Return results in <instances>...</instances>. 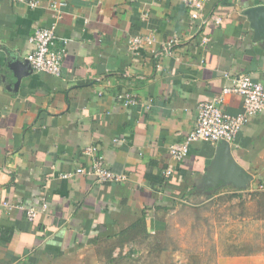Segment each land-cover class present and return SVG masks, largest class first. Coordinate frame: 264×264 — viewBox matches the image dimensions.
<instances>
[{
	"label": "crops",
	"instance_id": "obj_1",
	"mask_svg": "<svg viewBox=\"0 0 264 264\" xmlns=\"http://www.w3.org/2000/svg\"><path fill=\"white\" fill-rule=\"evenodd\" d=\"M36 1L0 2V200L38 212L29 221L20 209L0 208V264L148 263L195 247L215 249L204 264H264V240L241 256L217 252L234 238L228 224L239 232L255 225L264 237V111L230 143L252 176L246 189L199 184L219 143L194 142L180 162L168 153L194 128L198 104L230 83L224 73L264 86V35L246 15L264 0H207L196 20L185 0ZM210 16L221 24L203 25ZM53 22L59 77L26 60L30 36ZM137 36L152 45L131 49ZM127 92L134 106L118 101ZM242 102L229 94L220 109L237 115ZM87 147L127 180L97 182ZM79 167L86 172L76 174ZM198 236L205 242L194 247Z\"/></svg>",
	"mask_w": 264,
	"mask_h": 264
},
{
	"label": "built area",
	"instance_id": "obj_2",
	"mask_svg": "<svg viewBox=\"0 0 264 264\" xmlns=\"http://www.w3.org/2000/svg\"><path fill=\"white\" fill-rule=\"evenodd\" d=\"M4 1V0H0ZM14 3H22L31 8L37 6L36 0H9ZM207 0H185L188 8L191 10V18L198 19ZM57 4H53L51 8L55 11V19L59 18ZM222 19L216 16L207 17L203 21V25H220ZM56 22L49 27L35 29L29 38L32 45V51L27 55L26 60L34 72H42L49 75L59 77L61 75L62 53L54 49L55 44ZM207 39L200 37V43L205 44ZM179 43L178 39L169 40L164 46L165 53H171V48ZM142 45L151 46L152 39L150 37L137 36L129 40L131 49H137ZM154 53V52H153ZM230 83L224 86L219 95L213 97L210 101L198 104L196 122L194 128L186 136L182 143L170 145L168 153L175 162L182 161L189 152V147L197 141L207 142L209 144H217L221 142L232 143L241 128L246 125L251 118L264 111V86L259 81L253 80L247 74H236L230 76L224 73ZM229 94H236L242 97V112L237 115L224 113L220 109L223 98ZM118 101L123 107H131L137 103V99L130 93H119ZM84 154L92 157L91 164L87 169V173L95 177L97 182L104 183H122L127 180V176L122 173L111 171L101 156L97 154L95 147H87ZM86 170L79 167L75 170L76 174L85 173ZM168 171L164 175H169ZM69 175H61L67 178ZM0 208L13 209L17 208L23 211L29 221H33L37 215V210L27 208L22 205H13L6 200H0ZM45 208V203L42 204Z\"/></svg>",
	"mask_w": 264,
	"mask_h": 264
},
{
	"label": "rangeland",
	"instance_id": "obj_3",
	"mask_svg": "<svg viewBox=\"0 0 264 264\" xmlns=\"http://www.w3.org/2000/svg\"><path fill=\"white\" fill-rule=\"evenodd\" d=\"M241 205L242 204H239V206ZM227 210L228 209H222V212L224 215H226ZM250 213L252 214L253 212H250ZM228 226H229L228 233L231 236L233 235L234 236L233 239H235V241L233 239L231 241L232 243L235 242V244L230 243L229 246H227L228 244L226 243L225 245L219 247L217 249L219 256H223V258L227 256H241V254H243V251L246 252V251L259 250L257 243H259L260 240H264V237H259V235L261 234H258L257 228L255 225H252L251 227L246 229L247 231L243 230L241 232H239L238 230H236L229 224ZM233 226L238 227L236 225H233ZM211 233L212 231L210 233L209 232L206 233L205 237L210 238ZM196 234L198 235L199 233H196ZM219 234H222V233H219ZM222 236H225V233H223ZM243 236L245 238H243ZM192 241H193L194 247L199 243L205 242L202 240L200 241L199 236H198V239L195 238ZM189 242L191 241H188V243ZM178 250L179 248H170L169 253L164 254V256H162L161 258H158V259L151 258L148 260L151 262H148V263L145 261L140 262L139 260L138 262L136 261L133 264H204V263H201V259L204 261V260H207L213 257L214 251H215V249L213 248L206 247L204 248L203 252H198V247H195V248H187V251L181 254V249L179 251ZM223 258L221 262H224ZM219 264H225V263H219ZM235 264H241V262L238 261Z\"/></svg>",
	"mask_w": 264,
	"mask_h": 264
},
{
	"label": "water",
	"instance_id": "obj_4",
	"mask_svg": "<svg viewBox=\"0 0 264 264\" xmlns=\"http://www.w3.org/2000/svg\"><path fill=\"white\" fill-rule=\"evenodd\" d=\"M246 15L251 21L255 35H264V6L253 7L246 11ZM251 181L252 176L233 158L230 144L221 142L215 149L213 158L206 161V167L199 184L215 186L222 182L234 189H246L250 186Z\"/></svg>",
	"mask_w": 264,
	"mask_h": 264
},
{
	"label": "flooded vegetation",
	"instance_id": "obj_5",
	"mask_svg": "<svg viewBox=\"0 0 264 264\" xmlns=\"http://www.w3.org/2000/svg\"><path fill=\"white\" fill-rule=\"evenodd\" d=\"M207 186H208V187H211V188L213 187L211 184H208Z\"/></svg>",
	"mask_w": 264,
	"mask_h": 264
},
{
	"label": "trees",
	"instance_id": "obj_6",
	"mask_svg": "<svg viewBox=\"0 0 264 264\" xmlns=\"http://www.w3.org/2000/svg\"><path fill=\"white\" fill-rule=\"evenodd\" d=\"M155 244V243H154Z\"/></svg>",
	"mask_w": 264,
	"mask_h": 264
}]
</instances>
